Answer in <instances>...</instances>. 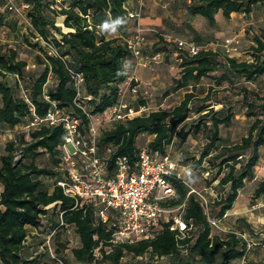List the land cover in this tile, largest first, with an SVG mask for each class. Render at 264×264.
Returning <instances> with one entry per match:
<instances>
[{"label":"trees","instance_id":"16d2710c","mask_svg":"<svg viewBox=\"0 0 264 264\" xmlns=\"http://www.w3.org/2000/svg\"><path fill=\"white\" fill-rule=\"evenodd\" d=\"M127 1L16 0L17 6H29V32L35 43L30 42V37L26 40L30 48L37 51L34 66L39 70H30L28 62L21 58L20 46H0V127H16L25 120L30 121L29 126L37 118L45 119L56 107L79 120V131L88 138L91 118L103 115L118 104L123 84L129 76L128 62H135L127 40L106 39L97 29L98 22L106 18H110L115 27L124 29L127 24ZM263 2L192 0L188 15L191 18L202 17L214 27L219 13L227 19L233 13L248 15L254 6ZM5 4L6 0H0V8H4ZM58 16L65 17L64 26L69 32H63L57 25ZM252 38L254 45L249 48L250 59L240 60L210 48L190 56L159 36L155 53H165L167 60L176 54L180 68L179 77L174 78L164 97L179 90H191L171 109L143 111L125 122L101 126L98 154L107 163L108 175L114 173L116 161L122 157L136 166L143 150L137 141L143 134L153 136L146 149L164 155L169 153L168 147L175 139L184 143L190 136L209 129V144L197 160H191V166L197 170L207 162L211 170L217 171L221 191L210 204V210L216 220L223 219L233 209L246 183L255 179L260 149L264 146V95L246 86L264 76V28ZM41 39L56 53L51 52L49 46H44ZM182 40L194 42L187 37ZM71 71L83 75L84 83L80 91ZM216 72H221V75L213 76L215 86L220 87L225 82L243 85V102L249 111L248 116L254 118L248 134L238 143L220 145L223 141L220 128L231 126V115L224 116V109L215 110L214 105L223 104L215 103L211 96L199 98L196 94L201 81ZM198 101L203 104L193 108ZM146 105V102L141 104L143 107ZM191 114H197V120L189 122ZM27 130L19 132L14 140L6 143L0 157V187L3 188L0 191V260L3 264L37 262L23 257L30 235L28 227L48 228L53 251L46 245L49 258L42 264H71L61 256L59 247L53 246L57 235L66 234L65 229L69 228L78 240V245L69 250L70 255L81 264H123L127 256L135 260L147 254L157 259H168L163 264H231L246 257L248 240L234 231L215 234L209 221L212 213H207L199 196L191 193L193 188L186 178L177 176L167 177L174 194L160 200L159 204L166 209L184 205L182 218L188 230L184 233L178 228L172 230L174 219L169 222L162 220L153 238L115 244L114 230L102 222L99 208L89 202L76 204L57 184L63 178L60 170V147L66 136L63 123L51 125L43 121ZM41 155L50 157L51 166L37 164ZM46 179L52 181L51 186L46 185ZM263 195L264 179L256 187L253 198ZM246 226L251 235H258L250 224ZM131 261L129 264H133Z\"/></svg>","mask_w":264,"mask_h":264},{"label":"built area","instance_id":"2783aa9c","mask_svg":"<svg viewBox=\"0 0 264 264\" xmlns=\"http://www.w3.org/2000/svg\"><path fill=\"white\" fill-rule=\"evenodd\" d=\"M28 5L17 6L16 0H6L4 10L24 16L23 10ZM144 7L140 1L139 12L130 13L132 19H138ZM44 46L52 49L47 42L41 39ZM180 50H184L190 56L197 55L201 50H208L209 46H197L195 42L186 40H174ZM144 30L137 29L136 36L128 41V48L133 53L137 67L147 68L150 59L143 56ZM227 53L237 51L230 40L225 43ZM156 59V58H155ZM77 89L80 91L84 78L81 73L71 71ZM140 91V83L135 77H130L123 84L117 105L109 108L104 113V120L97 125L91 121L89 137L81 135L79 120L75 119L64 109L54 108L45 119H35L27 129L38 126L47 121L51 125L63 123L66 136L60 147L62 162L60 170L63 178L58 181L64 194L72 198L76 204L84 202L92 203L99 208L98 214L102 222L109 224L114 230L113 242L115 244L134 243L142 239H151L157 234V229L162 220L169 222L174 219L172 230L179 229L181 233L188 230L182 215L185 206L177 209L163 208L159 201L174 194L173 187L167 177L177 176L185 179V167L171 154H161L143 149L139 155L136 166H132L126 157L116 161L114 173L108 175L107 163L98 154V138L101 126L118 122H125L145 111V107L135 109L125 102L128 95H137ZM92 120V118H91ZM70 146L72 148H70ZM205 211L210 210L209 198L195 189ZM214 228H220V220L209 218ZM50 243V239L47 241Z\"/></svg>","mask_w":264,"mask_h":264},{"label":"crops","instance_id":"0c3cea01","mask_svg":"<svg viewBox=\"0 0 264 264\" xmlns=\"http://www.w3.org/2000/svg\"><path fill=\"white\" fill-rule=\"evenodd\" d=\"M140 1L141 0H128L126 2L125 9L127 11V24L124 29L115 27L110 18H106L104 21L98 22L97 29L106 39L122 38L129 41L136 36L137 29L142 28L144 30L143 56L145 55L150 59V66L148 68H151V70L154 71H156L157 63H160L164 59L166 65H168V63L174 64V60L179 62L176 54L169 57V61V59H166L167 55L165 53H155V44L159 41V36H163L169 43L171 42L172 37H175L176 40H182L185 37L191 38L197 46L204 47L205 45H208L211 50L222 51L224 53L226 52L225 43L227 40H230L232 46L237 49L241 47L248 48L246 51V53H248L249 48L254 45L252 36L258 33L261 28H264V2L254 6L252 13L248 15L245 13H233L231 17L227 19L219 13L217 15V23L214 27H212L202 17H189L188 7L192 0H143L144 7L141 11L140 18H129L128 15L130 13L139 12ZM28 10L29 7L24 9L27 20H25V24L22 25L24 21H22L19 16L14 13H4V8H0V19L4 17V19L0 20V46L9 45L12 48H18L22 45V36L26 35V31H30L31 27L30 20L27 16ZM64 20V16L56 17L57 25L63 32L67 33L70 30L65 28ZM247 27L250 29V39L248 38L250 36H247ZM20 54L21 58L24 59L23 53ZM230 55L235 56L240 60L250 59L249 55H246L245 58H240L243 57L240 52ZM128 64V78L135 77L144 87L153 86L162 78L158 72L152 73L146 69L138 68L134 61H129ZM32 67L35 66L33 65ZM171 82H173V79ZM249 84L256 88L255 91L264 95V76L259 77L255 82H251ZM181 91L182 90L173 92L168 97L174 94H179ZM186 92L187 91L184 93ZM29 122V120H25L21 125L16 127H0V146L2 143H8L9 141L14 140L16 135L20 132V129L23 130L27 128V124ZM260 153L261 157L256 167V176L255 179L251 181L253 185L256 181H258V178L259 181L264 179V158L262 157L264 153V146L260 149ZM2 155L3 153L0 152V157ZM255 189L256 187H254V191ZM2 190L3 188L0 187V191ZM240 198L241 193L235 202L236 205L237 202L240 201ZM236 205L234 204L233 209L228 211L225 217L220 220V225L223 220L232 219L234 215L245 213L241 210L239 212ZM249 211L251 212L249 215L247 214L249 212L244 215L240 214L241 218L250 223L251 227L255 231L259 228L261 230V227L264 229V195L255 199V205H253ZM254 213L257 214V217ZM28 228L30 235L26 241V248L23 253L24 259L27 261L37 260L35 264L47 262L49 254L47 252L46 245L51 251H53L51 243H47L50 239V236H48V228ZM256 234H258L256 235V238L254 237L256 240L254 241L256 247H254L251 252L247 254V264H264V240L263 238H260L264 235V233L256 232ZM250 236L252 237V235ZM65 241L66 234H58L53 246L55 247L60 242L64 243ZM69 252V249L65 250L66 254ZM236 261H233L231 264L236 263ZM0 264H3L1 260Z\"/></svg>","mask_w":264,"mask_h":264},{"label":"rangeland","instance_id":"374dc122","mask_svg":"<svg viewBox=\"0 0 264 264\" xmlns=\"http://www.w3.org/2000/svg\"><path fill=\"white\" fill-rule=\"evenodd\" d=\"M16 14V13H14ZM24 16H19L22 21H24L23 24H25V20H27V17L25 15V12L23 10ZM31 28V27H30ZM27 34L22 36L23 37V42L22 45L20 46L21 53H23V58L28 62L30 65V70L32 72H37L36 67H32L34 65L35 61V55L37 51L33 48H30V43L27 42L26 38L30 37L29 40L33 44L35 43V40L32 39L31 33L29 31H26ZM250 29L247 27V36H250ZM253 37V36H252ZM249 39L251 38L248 37ZM178 39V38H177ZM174 40H176L175 37H172L171 42L175 46L176 43H174ZM178 48V46H177ZM248 48L241 47L237 49L238 51H231L228 54H234L237 52H240L243 57L240 58H245L248 53H246ZM227 53V51H226ZM145 56V55H144ZM147 57V56H145ZM170 61V59H169ZM136 64V61H135ZM179 62H176L174 60V64H169L166 65L165 59L162 60L160 63H157L156 65V71L151 70L143 67H138L142 69H146L148 71H151L152 73L158 72L159 75L162 76L158 82L153 85V86H147L144 87L143 85L140 84V91L139 93L135 95H128L125 99V102L128 103L129 106L138 109L140 108L142 102H146L147 105L145 107V112H149L152 110H158V109H171L175 105H177L182 98L185 95V91L191 90V89H185L182 90L179 94H174L170 97H164V93L166 90L172 87L171 83L173 84L172 79L179 77L180 75V68ZM178 66V67H177ZM221 72H216L215 74L212 75V77L205 78L201 81L200 85L196 88V94L199 96V98H204L207 95L211 96V98L216 102H219L221 105H214L213 108L215 110H223L224 109V116H227L228 114L231 115L232 123L230 127H222L220 128V135L223 138V141L220 143V145L224 144H233V143H238L242 140L244 136L248 134L250 125L254 121V118H251L248 116L249 111L247 110L246 105L243 102V96L241 94V88L242 84L239 82H235L236 84L233 85L231 83L225 82L223 83L220 87L215 86V80L213 76H220ZM214 86V90H212V87ZM246 86H249L251 90H256V88L249 83L246 84ZM225 87V88H224ZM202 101L196 102V105H194L193 108H197L198 106L202 105ZM196 106V107H195ZM143 107V106H141ZM198 115L197 114H191L190 116V121L192 122L194 120H197ZM104 120V114L103 115H98L92 118V121L97 125L100 121ZM209 126L211 125L208 123ZM105 129H102L104 131ZM28 130L25 129H20V132H27ZM210 131L209 129H204L201 133L198 135H192L188 138V140L184 143H181L178 139L174 140V143L168 147V152L175 158L177 159L182 166L185 167L184 175L186 178V181L190 184L191 188L202 192L205 194L209 200L210 204L213 203V200H215L219 193L220 189L218 187V182H219V175H217L216 170H211L210 166L207 162L203 164L202 167L199 169H194L191 166V160L198 159L203 152V150L207 147L209 144V139H210ZM153 139V136L150 134H143L138 138L137 144L139 148L141 149H146L148 147V143ZM6 143H2L0 146V152H4V147ZM70 148H72L70 146ZM264 158V153L262 155ZM37 164L41 167L44 166H51V160L48 155H41L37 159ZM209 172V173H208ZM259 181V178L257 179ZM253 185L251 181H248L246 183V187L240 191L241 193V198L240 201L237 202L236 207L242 212L245 213H240L242 215L247 213L248 215L251 214L249 209L253 205H255V199L253 198L254 195V187H257L260 183V181ZM46 185L51 186L52 181L50 179H46ZM239 193V194H240ZM210 210V209H209ZM212 213L211 210L209 214ZM234 215L232 219H226L225 221L223 220L221 222L220 228H213V232L215 234H225L230 231L237 232V234L246 240H248V252H251V250L256 247V244H254V237L256 238L257 236H250L249 234V229L246 226V224H250L246 221V224L244 223L243 219L241 218V215ZM254 215L257 217V214L254 213ZM56 212L54 213L52 219L55 220ZM212 219H215L213 216V213L210 214ZM259 216V214H258ZM255 217V218H256ZM66 231V240H68L67 243H62L60 242L57 244V248L59 247L60 254L63 256L66 260H69V262L73 264H81V263H76V260L70 255L69 253H65V249H72L73 247L77 246V237L76 234L73 230L65 229ZM257 233H264V229L261 230L256 229ZM260 238H263L264 240V235L261 236ZM264 242V241H263ZM262 242V243H263ZM65 244V245H64ZM97 256L100 257V253H96ZM247 256V255H246ZM133 262H132V261ZM168 259H157L153 258L150 254L145 255L143 258H138V259H131V256H127L123 259L122 263L123 264H129L130 261L133 264H163L166 262ZM233 263V262H232ZM234 264H247V257L237 260L236 263Z\"/></svg>","mask_w":264,"mask_h":264}]
</instances>
